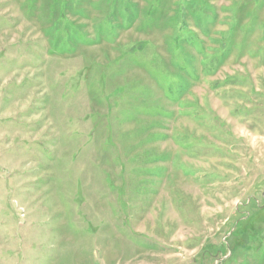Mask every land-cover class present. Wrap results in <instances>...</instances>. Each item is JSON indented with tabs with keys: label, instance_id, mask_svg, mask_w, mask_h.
<instances>
[{
	"label": "rangeland",
	"instance_id": "obj_1",
	"mask_svg": "<svg viewBox=\"0 0 264 264\" xmlns=\"http://www.w3.org/2000/svg\"><path fill=\"white\" fill-rule=\"evenodd\" d=\"M0 264H264V0H0Z\"/></svg>",
	"mask_w": 264,
	"mask_h": 264
}]
</instances>
